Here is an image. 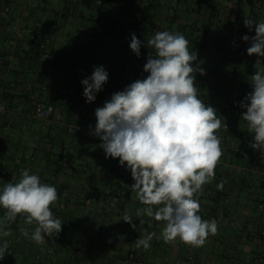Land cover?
I'll use <instances>...</instances> for the list:
<instances>
[{
  "label": "crops",
  "instance_id": "obj_1",
  "mask_svg": "<svg viewBox=\"0 0 264 264\" xmlns=\"http://www.w3.org/2000/svg\"><path fill=\"white\" fill-rule=\"evenodd\" d=\"M164 6L162 0H16L12 25L0 27V66L7 72L0 76V89L6 91L8 105L0 114V186L18 182L21 171L30 169L42 183L56 187L58 199L51 210L63 224L60 234L45 236L44 244L37 245L21 234L24 228L34 231L35 222L27 225L18 216L8 225L12 235L0 237L10 242V254L4 257L9 263L229 264L233 256L240 264H255L264 250V238L253 235L255 228L264 231V211L258 209L264 202V158L250 147L254 134L241 118L246 109L240 107L237 117L224 110L230 98L239 105L252 91L257 57L247 54L250 41L242 36L252 37L255 30L249 31L244 20L264 21V0H168ZM130 15L134 22L127 21ZM12 26L25 30L15 48L4 45ZM158 31L180 32L189 40V51H197V62L203 60L206 71L195 74L198 96L217 110L222 126H231L215 178L198 197V214L218 222L217 234L209 235L201 248L179 238L165 243L158 238L165 222L154 218L145 216L139 230L135 212L144 205L130 188V171L119 166L118 158H106L102 141L90 134L95 109L147 77L143 66L149 52L155 55L147 39ZM132 33L142 41L139 57L129 47ZM94 66H104L109 79L96 100L86 103L81 81ZM35 91L55 108L43 122L28 115ZM221 181H226L223 190L217 188ZM5 211L0 207V218ZM126 213L137 230L122 220ZM152 232L151 247L137 249L135 240ZM137 252L142 257L129 260Z\"/></svg>",
  "mask_w": 264,
  "mask_h": 264
},
{
  "label": "clouds",
  "instance_id": "obj_2",
  "mask_svg": "<svg viewBox=\"0 0 264 264\" xmlns=\"http://www.w3.org/2000/svg\"><path fill=\"white\" fill-rule=\"evenodd\" d=\"M244 25L255 35H243L250 41L246 49L249 56L257 57L251 76L252 91L240 101L246 109L241 118L249 133L254 134L250 147L264 158V21L245 18ZM189 40L180 32L158 31L147 39L149 52L143 71L146 78L137 79L124 90L115 92L102 107L95 109L96 124L90 133L98 137L106 158H118L119 166L130 171L134 183L130 186L144 207L138 208L140 228L144 217L165 222L160 237L165 243L179 240L193 248L203 247L209 235L218 232L216 219H202L199 194L203 186L215 178V169L223 155L222 139L217 135L222 121L217 110L199 98L195 86L196 73L206 71L198 61L197 51H189ZM131 51L139 57L142 41L131 34ZM109 73L104 66H94L91 76L81 81L86 103L96 100V95L108 82ZM92 127L91 125L89 126ZM30 169L20 173L16 183L0 186V207L5 209L0 218V237L12 235L8 228L18 216L27 225L35 222L34 231L28 228L21 234L43 245L45 236L60 234L63 222L56 218L51 206L57 201L55 186L42 183ZM226 181L217 188L223 190ZM137 230L133 216L122 218ZM156 233H148L135 240L137 249L147 250ZM10 254V242L0 241V260Z\"/></svg>",
  "mask_w": 264,
  "mask_h": 264
},
{
  "label": "built area",
  "instance_id": "obj_3",
  "mask_svg": "<svg viewBox=\"0 0 264 264\" xmlns=\"http://www.w3.org/2000/svg\"><path fill=\"white\" fill-rule=\"evenodd\" d=\"M16 3V0H2V7H1V13H3L2 17L0 18V27L4 28L5 26H11L12 25V10L14 7V4ZM25 30L18 26H12V32L9 34L7 40L4 42V45L10 48H15L18 45V40L22 39L24 37ZM47 43L46 41L41 44L42 48H46ZM12 55L9 54L7 56V61L11 60ZM6 59V58H5ZM7 72L5 71V68L3 66H0V76L6 77ZM11 88H14L15 83H9ZM6 94V91L2 88L0 89V114H4L8 110V105L6 101L3 99ZM29 110L30 113L28 114L30 117H32L35 120H38L39 122H43L47 119H49L54 113L55 108L47 104L41 97L40 93L38 91L33 92L29 97ZM224 110L226 112H229L231 116L237 117L238 114L241 111V108L237 104V102L230 98L228 102L226 103ZM230 124L224 123L222 126V129L217 132V135L222 139V143L225 141V136L230 132ZM221 143V144H222ZM258 154V155H257ZM256 156H259L260 152L257 151ZM6 173L11 176L12 173L10 171H6ZM260 210L264 209V204L259 205ZM253 235H261L264 236V231L261 229V227L255 228L253 231ZM129 260L134 259H140L142 256L140 253H130L129 254ZM229 264H240L239 260L235 257H231L228 259ZM255 264H264V250H261L256 258Z\"/></svg>",
  "mask_w": 264,
  "mask_h": 264
},
{
  "label": "rangeland",
  "instance_id": "obj_4",
  "mask_svg": "<svg viewBox=\"0 0 264 264\" xmlns=\"http://www.w3.org/2000/svg\"><path fill=\"white\" fill-rule=\"evenodd\" d=\"M162 4H164L165 6V8L167 9V7H166V5H168V0H162ZM249 6H247V8H248ZM250 8V7H249ZM124 19V18H123ZM126 19V18H125ZM127 21H129V22H134V20H135V16L133 15H130V16H127ZM0 264H12V263H9L8 262V260H6V259H3V260H0ZM18 264V263H17Z\"/></svg>",
  "mask_w": 264,
  "mask_h": 264
},
{
  "label": "trees",
  "instance_id": "obj_5",
  "mask_svg": "<svg viewBox=\"0 0 264 264\" xmlns=\"http://www.w3.org/2000/svg\"><path fill=\"white\" fill-rule=\"evenodd\" d=\"M198 76V75H197ZM197 76H196V78H197ZM197 80V79H196ZM249 159H251V156L249 157ZM261 204H264V202L263 203H261ZM258 209L260 210V208H259V205H258ZM260 211H264V209L263 210H260ZM259 237V238H264V236H261V235H255V237Z\"/></svg>",
  "mask_w": 264,
  "mask_h": 264
}]
</instances>
